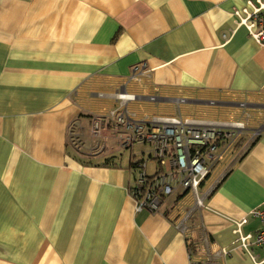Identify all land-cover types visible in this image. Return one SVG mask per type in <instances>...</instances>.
Segmentation results:
<instances>
[{
	"label": "crops",
	"instance_id": "0c3cea01",
	"mask_svg": "<svg viewBox=\"0 0 264 264\" xmlns=\"http://www.w3.org/2000/svg\"><path fill=\"white\" fill-rule=\"evenodd\" d=\"M248 1L0 0V264L264 262L235 231H259L264 209V47L234 15ZM122 103L138 120L244 126L202 204L178 190L136 210L131 163L150 159L134 150L148 144L123 148V128L105 125L116 152L92 134Z\"/></svg>",
	"mask_w": 264,
	"mask_h": 264
},
{
	"label": "built area",
	"instance_id": "2783aa9c",
	"mask_svg": "<svg viewBox=\"0 0 264 264\" xmlns=\"http://www.w3.org/2000/svg\"><path fill=\"white\" fill-rule=\"evenodd\" d=\"M234 15L237 26H245L250 37L264 47V0H249L243 9H234ZM145 74V69L136 68L132 78L138 80ZM119 96L122 100L136 99L135 95L125 93ZM177 102L183 103L185 99ZM105 125L123 128L120 137L123 148L132 149L137 143L150 145V159L134 161L136 173L129 193L137 211L148 209L152 212H158L164 201L178 190L194 193L197 202L202 204L199 188L215 172H219L220 178L226 175L227 155H235L240 150L244 129L240 124H203L182 116L138 120L129 113L125 103L106 117L94 118L93 136L99 137ZM149 161L156 166L152 173L149 172ZM252 215L259 216L263 224L254 234L242 233L241 225L245 220L235 223L240 245L246 251H249L251 241L264 249V209H256ZM179 227L185 229L182 223Z\"/></svg>",
	"mask_w": 264,
	"mask_h": 264
},
{
	"label": "rangeland",
	"instance_id": "374dc122",
	"mask_svg": "<svg viewBox=\"0 0 264 264\" xmlns=\"http://www.w3.org/2000/svg\"><path fill=\"white\" fill-rule=\"evenodd\" d=\"M88 121L86 120L85 121V125L87 126L88 125ZM86 132L87 133H89V126H87V129H86ZM100 134H102V136L104 137V136H107L108 138H109V144L111 145V146H113L114 148V150H116V152H118V147L116 146V133H113V135L111 134V133H109V132H107V131H101V133ZM244 135V132H242V136ZM74 142H75V145H80L81 144V140H80V138L79 137H77V136H74ZM242 143V142H241ZM243 145V144H242ZM241 145V146H242ZM240 146V145H239ZM150 149H151V147H150V145L148 144V145H137L136 147H134V150H135V152H137V154L140 152V151H142V150H144V151H150ZM120 154H119V156L118 157H121V160H123L124 162H126L127 160H128V158H129V156H130V151H128V150H125V151H121L120 150ZM147 152H146V155H147ZM152 164H150V167H149V170L152 168Z\"/></svg>",
	"mask_w": 264,
	"mask_h": 264
},
{
	"label": "trees",
	"instance_id": "16d2710c",
	"mask_svg": "<svg viewBox=\"0 0 264 264\" xmlns=\"http://www.w3.org/2000/svg\"><path fill=\"white\" fill-rule=\"evenodd\" d=\"M116 158H117L116 156H110V157L106 158L104 161V165H110L112 163H115ZM131 167H132L133 173L135 174L136 171L133 169L134 168V161H132Z\"/></svg>",
	"mask_w": 264,
	"mask_h": 264
}]
</instances>
